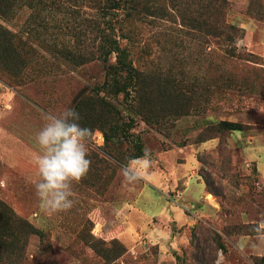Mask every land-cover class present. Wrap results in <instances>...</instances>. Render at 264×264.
I'll return each mask as SVG.
<instances>
[{
	"label": "rangeland",
	"instance_id": "rangeland-1",
	"mask_svg": "<svg viewBox=\"0 0 264 264\" xmlns=\"http://www.w3.org/2000/svg\"><path fill=\"white\" fill-rule=\"evenodd\" d=\"M30 1L15 5L9 21L0 18L26 63L23 72L0 67V200L46 234L29 238L24 264H264L255 230L264 221V0H229L227 22L241 29L233 44L184 25L172 2L171 18L124 22L135 65L200 107L191 101L182 117L160 123L136 117L132 133L151 159L136 184L122 182L123 163L104 152L105 135L95 131L90 170L73 183V208L52 215L34 188L43 113L73 107L77 95L103 86L107 69L99 59H65L95 51L91 0ZM185 2L196 11L197 2ZM122 101L115 102L127 118ZM221 120L245 129L200 142ZM91 236L116 239L126 252L108 263L86 243Z\"/></svg>",
	"mask_w": 264,
	"mask_h": 264
},
{
	"label": "trees",
	"instance_id": "trees-1",
	"mask_svg": "<svg viewBox=\"0 0 264 264\" xmlns=\"http://www.w3.org/2000/svg\"><path fill=\"white\" fill-rule=\"evenodd\" d=\"M23 1L0 0V18L9 21L15 5L23 6ZM35 1L39 6L46 4L44 0ZM91 1L97 12L91 19L89 32L94 36L95 51L69 52L65 54V59L77 65L96 59L102 60L106 63L107 79L102 87L77 95L73 107L80 113L79 123L82 126L92 129L94 133L95 131L104 133L106 139L104 152L124 164L127 160L144 154L140 137H135L132 133L136 117H143L148 124L160 123L166 117L172 119L182 117L190 102L194 103L189 97L181 100V96L184 95L172 90V81L169 79L162 81V78L154 73L135 65L131 58L130 44L124 43L125 39H129L124 22L129 24L146 18H171L173 14L169 3L172 2L184 25L193 24L192 26L208 35L220 38L222 45L235 43L241 37V29L227 22L229 0H194V3L197 2L196 11L189 6L186 7V0H176V5L174 0ZM30 3H34V0ZM191 11L194 15H189ZM118 19L121 20V25L116 27L113 23ZM15 37V32L0 24V67L11 72H14L13 70L23 72L26 63L20 57ZM88 46L90 44L84 47V50H88ZM112 57L115 58L113 62ZM101 92L104 94L101 95ZM121 97L129 113L127 118L115 102ZM194 105L200 107L195 103ZM244 129V124L235 121L214 122L202 133L200 142L214 138L211 136L222 137ZM125 141L133 147L119 149L118 144ZM32 235L39 236L43 241L46 239L43 231L17 215L8 204L0 200V264H24L23 253ZM216 241L222 249L225 248L220 236ZM86 243L108 263L114 262L126 252L124 245L116 239L109 243L91 236Z\"/></svg>",
	"mask_w": 264,
	"mask_h": 264
},
{
	"label": "clouds",
	"instance_id": "clouds-1",
	"mask_svg": "<svg viewBox=\"0 0 264 264\" xmlns=\"http://www.w3.org/2000/svg\"><path fill=\"white\" fill-rule=\"evenodd\" d=\"M42 118L45 123L35 135L40 152L34 158L39 176L34 188L40 208L52 215L73 208V183L78 184L90 170L92 161L88 157L95 133L79 123L81 116L74 107L60 113L45 112ZM150 164V152L145 149L142 156L120 166L122 182L139 183ZM255 230L264 238V221Z\"/></svg>",
	"mask_w": 264,
	"mask_h": 264
}]
</instances>
